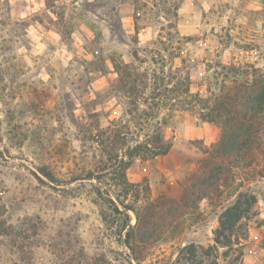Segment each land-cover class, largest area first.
Returning <instances> with one entry per match:
<instances>
[{
	"label": "rangeland",
	"instance_id": "obj_1",
	"mask_svg": "<svg viewBox=\"0 0 264 264\" xmlns=\"http://www.w3.org/2000/svg\"><path fill=\"white\" fill-rule=\"evenodd\" d=\"M219 63L246 69L239 79L264 73V0H0V196L9 226L0 264H264V123L253 164L225 165L197 198L190 184L219 164L220 128L167 104L154 80L172 77L183 97L188 75L191 92L215 95L234 85ZM147 117L165 119L171 148L135 158L126 172L149 186L152 208L145 190L138 202L121 196L137 221L99 199L91 181L73 179L106 167L102 178L117 182L110 157L153 132L140 126ZM240 193L255 203L231 243L213 247L218 217Z\"/></svg>",
	"mask_w": 264,
	"mask_h": 264
},
{
	"label": "trees",
	"instance_id": "obj_2",
	"mask_svg": "<svg viewBox=\"0 0 264 264\" xmlns=\"http://www.w3.org/2000/svg\"><path fill=\"white\" fill-rule=\"evenodd\" d=\"M219 66L226 70L225 77H230L234 85L226 87V89L219 87V93L211 96H202L198 92H191L190 78L188 75L184 78L185 81L182 85L184 86V91H182L184 94L183 97H178L177 81H173L172 77L166 75L154 76V80H159L165 86L163 92L166 95L163 96V99L168 102L167 104L182 106L184 109H194L197 111L198 118L201 121L216 124L220 128V138L214 145L216 148L215 156L221 159L219 164L211 168L207 173L201 172L196 175L190 184V193L197 198L204 197L207 194L206 192L210 188H213L214 184L218 182L220 178L219 174L225 165H228V169H234L236 168L235 164L240 162H245L246 165L253 164L256 158L253 156V159L251 154H253V148L258 144L256 139H259L256 134L259 133L264 123V73L254 69V75L251 78L245 77L239 79L241 72H248L243 67L232 63H219ZM160 88V85L155 86L156 90ZM160 96V93L156 91L150 97L151 99H157L156 108H159ZM144 120V123L140 122V126H144V124L153 126V132L150 134L147 133V138L143 141L137 142L133 146H127L126 153L121 155L115 154L110 157L109 165L111 167H109L108 171L114 175L113 178L117 182L109 185L102 178L103 175L100 174L102 170H107L106 167H102L97 173L91 171L84 175V177L77 176L73 179L76 180L79 178L91 181L93 191L99 199L108 204V206H112L113 210L117 213L122 212V209L118 207L119 205L133 210L137 221L139 219L137 209L125 205L121 196L127 198L131 192L135 193L136 202H138L142 194L140 192L145 190V203L147 204L145 207L147 209L152 208L148 193L149 186L145 185L143 188L140 184L130 183L127 179L126 172L135 158L165 155L171 148V143L165 139L160 131L161 125L166 124L165 119L162 118L160 122L156 120L154 124L151 123L149 117ZM208 164H210V160L205 159L204 165L208 166ZM38 171L49 182L57 181L47 166L43 165L38 167ZM94 181L98 184H94ZM114 189H117L118 193H115ZM254 203V196L240 193L231 204L227 205L221 211L218 217V225L212 232L213 247L222 244V238L231 243V236L233 235L235 227H240V219L245 217V214L249 212ZM4 213L5 209L2 203V197L0 196V235L2 236L9 234V226L5 219H3ZM123 226L124 228L128 226L125 236L129 246V238L134 228L129 225L128 215L126 213ZM226 232H230L229 235H226ZM78 263L79 261H75L73 264ZM90 264H108V262L104 261V259H95Z\"/></svg>",
	"mask_w": 264,
	"mask_h": 264
}]
</instances>
